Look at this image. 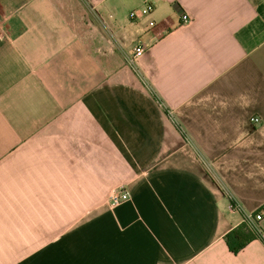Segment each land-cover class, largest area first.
I'll return each mask as SVG.
<instances>
[{"label": "crops", "instance_id": "obj_1", "mask_svg": "<svg viewBox=\"0 0 264 264\" xmlns=\"http://www.w3.org/2000/svg\"><path fill=\"white\" fill-rule=\"evenodd\" d=\"M0 30V264H264L224 242L264 204V0H0Z\"/></svg>", "mask_w": 264, "mask_h": 264}, {"label": "built area", "instance_id": "obj_2", "mask_svg": "<svg viewBox=\"0 0 264 264\" xmlns=\"http://www.w3.org/2000/svg\"><path fill=\"white\" fill-rule=\"evenodd\" d=\"M153 12V7L150 4H145L143 7L137 10H133L129 13L128 17L131 22H137L144 17L150 16ZM190 22V18L183 14L180 16V25H187ZM148 27H154V22L150 21ZM1 32V30H0ZM144 51V48L141 46H135L133 48V58H139ZM250 122L254 125L259 124L260 120L258 117L253 116L250 119ZM129 198V194L124 189L113 190L109 194V206L115 207ZM264 204L259 206L252 214L249 216H243L242 223L246 225L247 228H250L254 233L259 234V236L264 241Z\"/></svg>", "mask_w": 264, "mask_h": 264}, {"label": "trees", "instance_id": "obj_3", "mask_svg": "<svg viewBox=\"0 0 264 264\" xmlns=\"http://www.w3.org/2000/svg\"><path fill=\"white\" fill-rule=\"evenodd\" d=\"M229 203L233 209L238 211L243 217L242 212L238 208L237 204L230 198ZM253 240L263 241L259 234L254 233L250 228H247L245 224L241 223L229 233L224 236V242L232 254L239 253L247 244Z\"/></svg>", "mask_w": 264, "mask_h": 264}]
</instances>
